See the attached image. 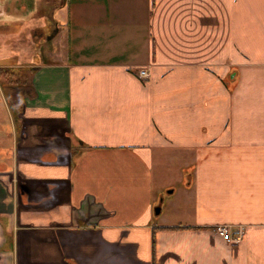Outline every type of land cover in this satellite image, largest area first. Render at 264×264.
<instances>
[{
    "label": "crops",
    "instance_id": "crops-1",
    "mask_svg": "<svg viewBox=\"0 0 264 264\" xmlns=\"http://www.w3.org/2000/svg\"><path fill=\"white\" fill-rule=\"evenodd\" d=\"M43 1L48 49L3 62L33 94L16 122L1 92L0 264H264V0H0V23Z\"/></svg>",
    "mask_w": 264,
    "mask_h": 264
},
{
    "label": "rangeland",
    "instance_id": "rangeland-1",
    "mask_svg": "<svg viewBox=\"0 0 264 264\" xmlns=\"http://www.w3.org/2000/svg\"><path fill=\"white\" fill-rule=\"evenodd\" d=\"M42 1V0H41ZM56 1V0H55ZM39 4V10L35 13L39 24L24 23L20 26L2 25L0 23V68L9 71H17L15 67L3 66V62L16 63V61L35 62V57L42 54L48 49L50 38L56 31L57 27L52 21L53 12L50 11L51 5L47 1ZM51 3V2H50ZM49 4V6H48ZM46 21L48 22L46 24ZM47 25V27L45 26ZM45 26V27H44ZM51 35V36H50ZM49 41V42H48ZM44 56H42V61ZM22 61V62H23ZM41 62V60H36ZM24 71V70H23ZM3 80L0 77V133L6 134L12 126L11 117L8 116L4 102H2L1 92L7 97L3 88ZM13 118V117H12ZM166 205V203L164 204ZM158 206V205H157ZM161 207V206H160Z\"/></svg>",
    "mask_w": 264,
    "mask_h": 264
},
{
    "label": "trees",
    "instance_id": "trees-1",
    "mask_svg": "<svg viewBox=\"0 0 264 264\" xmlns=\"http://www.w3.org/2000/svg\"><path fill=\"white\" fill-rule=\"evenodd\" d=\"M0 77L3 80V88L7 95V102L12 111L14 121L18 122V115L22 111V99L33 94V87L28 82V74L20 70L9 71L0 68ZM80 148L73 149V155L78 154ZM181 227H171L176 229Z\"/></svg>",
    "mask_w": 264,
    "mask_h": 264
},
{
    "label": "built area",
    "instance_id": "built-area-1",
    "mask_svg": "<svg viewBox=\"0 0 264 264\" xmlns=\"http://www.w3.org/2000/svg\"><path fill=\"white\" fill-rule=\"evenodd\" d=\"M138 76L144 80L148 79L149 69L148 68L140 69L138 71ZM217 232L222 236V238L227 243H232V244L239 243L245 235V229L242 227H239L236 230H232L229 226H220L217 228Z\"/></svg>",
    "mask_w": 264,
    "mask_h": 264
},
{
    "label": "water",
    "instance_id": "water-1",
    "mask_svg": "<svg viewBox=\"0 0 264 264\" xmlns=\"http://www.w3.org/2000/svg\"><path fill=\"white\" fill-rule=\"evenodd\" d=\"M160 206H158L156 209H155V213L158 214L160 212Z\"/></svg>",
    "mask_w": 264,
    "mask_h": 264
}]
</instances>
